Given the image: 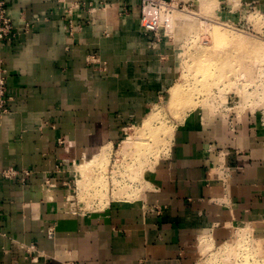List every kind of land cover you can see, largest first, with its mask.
Listing matches in <instances>:
<instances>
[{
  "label": "crops",
  "instance_id": "1",
  "mask_svg": "<svg viewBox=\"0 0 264 264\" xmlns=\"http://www.w3.org/2000/svg\"><path fill=\"white\" fill-rule=\"evenodd\" d=\"M6 1L19 34L2 47L10 99L9 111L0 116V264H198L204 237L223 246L235 242L239 229H251L264 243L260 113H244L232 131L220 114L194 110L175 129L169 153L147 173L150 186L141 199L113 200L83 216L68 212L67 188L45 190V176L59 160L71 175L78 161L92 157L106 140H117L124 117L149 112L152 98L172 79L170 69L156 76L151 66L169 64L175 41L192 28L180 18L175 39L155 51L141 26L139 0ZM72 2L85 8H76L74 17L83 25L69 35L62 9ZM90 5L97 6L94 12ZM215 5L223 19L242 20L244 27L250 10L264 12V0ZM24 18L35 21L28 33ZM94 54L100 63L90 62ZM155 79L161 81L157 89ZM108 113L118 114L111 115L113 135L100 121ZM219 149L229 153L232 166L226 183L208 176L222 163ZM9 166L34 173L25 183L7 179L1 171ZM67 178L58 173L53 180Z\"/></svg>",
  "mask_w": 264,
  "mask_h": 264
},
{
  "label": "rangeland",
  "instance_id": "2",
  "mask_svg": "<svg viewBox=\"0 0 264 264\" xmlns=\"http://www.w3.org/2000/svg\"><path fill=\"white\" fill-rule=\"evenodd\" d=\"M186 1L188 5V2L192 3V6H188L186 12L177 11L174 14L173 22L176 27L180 18L187 19L189 21L188 24L192 28L190 33L177 39L178 42L175 41L176 43L174 44H176V49L173 51L174 55L169 64H165V66L154 64L151 66L153 70L156 71V76L160 73L159 69L164 67L170 69L169 73L172 79L168 82L166 91L152 98L148 113L144 115L141 114L138 119L135 117L133 119H125L124 117L121 129L118 130L117 140L111 141V138L106 140L107 142L100 145L97 152L93 154L92 157L87 160L78 161L77 166L73 167L72 174L77 175V181L82 191L81 196L85 198L83 195H89L91 197L89 200H92V198H104L105 203L99 204L98 208H108L107 202L112 203L113 200L132 201L141 199L146 188L150 186L147 173L153 170V167H155V164L161 156H165L169 153L175 129L182 124L184 118L191 112H194V110L209 111L210 115H208L210 117L220 114L228 121V124L229 118H232L233 115H235L234 118L236 120H241L246 112H252L255 115L260 113V120L264 122V118L262 117V114L264 115V58H259L260 56L250 54L248 47L243 50H238L239 48L236 43H231V41L223 42L221 40L223 42L221 48L222 52L229 54H233L235 51L238 52L235 53L237 56L234 55L236 64L235 66L233 65L231 69L234 72L230 70V74L228 73L218 79L215 75H210L216 71V64L214 62L205 66V70H201L202 68L198 66L199 64L197 62L198 57L201 56L199 53L211 51L213 45L220 41L219 38L222 33L242 36L244 38L247 36L246 40L252 38V40L248 41L260 43L264 46V31L262 30L264 26V12L257 7L250 10L248 13L249 15H247L244 20H248L246 27H248L249 23L252 24V27L249 25L250 27L246 28L243 26L242 20L239 24L238 22L233 23L223 19L221 15L217 13L218 6L215 5L217 0L214 1L213 4V1L209 2L205 0ZM199 22L201 23L199 24ZM252 29L257 31H252ZM218 34L219 37L217 36ZM174 36L167 38V41L171 39V41H173L175 39ZM158 46L154 47L155 51L159 49ZM222 52L219 50L216 53L219 55ZM194 53H197V55L195 56ZM216 53L214 54L217 55ZM238 56L240 59H238ZM201 57H203L202 61L207 60L206 57ZM101 68L102 72H108L106 65H101ZM153 83L152 86L157 89L161 81L155 79ZM205 83L208 88L204 87ZM171 86L181 87L183 97L180 99L181 102L188 98L190 100L192 99L194 102L191 104L192 107L185 103L181 106L177 104L178 106L176 108L175 106L171 107L169 102L173 89ZM109 102L111 103L110 106L112 109H114L116 104L115 98H108V103ZM153 112L159 115V119L157 118L155 120L156 123L155 121L153 123L154 126L158 127L156 128L155 137L152 138L149 133H145L146 139H150L147 141L149 146H151V143L152 146L146 150L144 146L137 148L139 145L137 147H135L136 145H132L126 150L122 143L123 140L129 137L131 138L132 136L137 140L141 136L137 126L146 116ZM111 115L113 117L118 116L116 113H108L105 119L99 118L100 121H107V130L111 132L110 135H113L112 131L114 130H112L110 126L116 121L114 120L115 117L112 120ZM204 116L206 115L204 114ZM116 120L118 121L119 118L117 117ZM105 145L106 148L108 147L109 152L107 156L96 159L87 171H83L82 167H78V165L83 162L94 160L96 157L93 156L101 152V149ZM143 149L145 150L144 154L142 153ZM221 150L225 149H219V154ZM134 166H137V168L134 169L135 171H133ZM81 196L80 200L82 201L88 199H81ZM83 202L85 205V201ZM80 204L82 205L81 202ZM247 232H252V230H247ZM244 237L240 234L241 239ZM202 240V243L205 244V251L201 249V260L198 261V264H224L225 261V264L234 263L231 261L232 258L230 259V256L223 257L213 254L215 251L218 254L219 252L216 246L208 242V238L204 237ZM226 248L227 245L223 248L225 252ZM255 258H250L252 264H264V260Z\"/></svg>",
  "mask_w": 264,
  "mask_h": 264
},
{
  "label": "built area",
  "instance_id": "3",
  "mask_svg": "<svg viewBox=\"0 0 264 264\" xmlns=\"http://www.w3.org/2000/svg\"><path fill=\"white\" fill-rule=\"evenodd\" d=\"M56 1L62 2L63 0ZM139 2L141 8V26L144 30V34L146 36L150 35L152 37L150 45L153 48L166 41L167 38L174 36V14L177 11L186 12L188 6H192L191 4L188 5L185 0H139ZM83 5L84 4L81 2H72L63 5V24L69 35L74 34L77 30L82 28L83 21L77 20L74 17V13L78 7L85 8ZM96 8L97 6L94 5L87 7L90 12H94ZM37 20H39V18H37ZM34 23V20L24 18L23 31L28 33L34 26ZM18 31L19 30L15 26L14 20L10 15L7 1L0 0V116L9 111L8 101L10 99L7 94V76L4 67V59L2 56V47L5 43H12L15 41L19 34ZM89 60L92 63H100L98 56L95 54L92 55L91 59ZM101 64L103 65V62H101ZM234 116L235 115H233L232 118H229V126L232 131H237V124H239V120H236ZM228 154L229 153L227 151L221 150L220 156L222 163L212 167L208 171V176L215 177L226 183L229 175L232 174V166L226 162V156H228ZM33 173L34 171L32 169L9 166L1 171V176L7 179H18L19 181L25 183ZM58 173L67 174L68 178L63 182H55L53 178ZM42 187L47 191L59 187H66L68 192L65 200V207L67 208L68 212L73 214L83 216L91 212L102 211L106 209L105 207V209L98 208L99 204L105 203L104 198H92V200H89V198H91L89 195H83L85 198L81 196L82 191L77 181V175L72 173L69 175V170L66 168L65 162L63 160H59L55 164L52 174L45 176ZM80 196L81 199L88 198L83 200L85 201V205L83 204L84 202L80 200ZM80 202L83 206L80 204ZM107 203L109 206L111 202ZM236 236L237 237L234 243L226 244V252L223 250L224 246L226 245H221L216 246L219 254L216 251L213 254L223 257L230 256V259L232 258L231 261L234 262L233 264H238L239 262H241L239 264H252L250 258L255 257L257 259L264 260V243L257 239L253 232H247L245 237L241 239L240 231H237Z\"/></svg>",
  "mask_w": 264,
  "mask_h": 264
},
{
  "label": "bare ground",
  "instance_id": "4",
  "mask_svg": "<svg viewBox=\"0 0 264 264\" xmlns=\"http://www.w3.org/2000/svg\"><path fill=\"white\" fill-rule=\"evenodd\" d=\"M205 1H209V2H212V4L214 3V1L216 0H205ZM216 3V2H215ZM202 21V20H201ZM201 22H199L200 24ZM201 26V25H200ZM222 33V32H221ZM226 33V32H225ZM238 33V32H237ZM236 33V34H237ZM234 34V33H233ZM240 34V33H239ZM244 34V33H243ZM219 37V34L217 35ZM247 39V36L244 38L242 36H234V35H230V34H224L222 33L220 35V38H219V42H216L215 45H213V48L212 50L209 52H206V53H199L201 56H204L207 58L206 61H202L203 57L199 56L198 59H197V62H198V66H200L202 69L201 70H205V66L207 65H210L212 64L213 62L216 64V71L212 74H210L211 76H216L218 79L219 78H222L224 75H227L229 73V71L232 69L233 65L235 66V53L237 51H235L233 54L232 53H224L221 51V48H222V43L223 42H229L231 41L234 42V44L236 43L237 46H238V50H243L245 49L246 47H248V51L250 54H253V55H257V56H260L259 58H264V46L261 45L260 43H256V42H252V41H248V40H252V38H249L248 40ZM223 42H222V41ZM226 40V41H225ZM231 46V45H230ZM220 50V53L219 55L216 53ZM194 52V51H193ZM192 53V52H191ZM214 53H216L217 55H215ZM238 53V52H237ZM211 54V56H210ZM194 55L196 56L197 53ZM208 55V56H206ZM235 55V56H234ZM217 56V58H216ZM237 59V57H236ZM238 59L239 56H238ZM238 65V64H237ZM235 69V68H234ZM199 70V69H198ZM242 70V69H241ZM233 71V70H231ZM234 72V71H233ZM201 73V72H200ZM203 74V72H202ZM230 74V73H229ZM202 76V75H200ZM179 86V85H178ZM181 86V85H180ZM173 87V86H171ZM205 88H208L206 86V83L204 85ZM182 97V88L181 87H177V86H174L173 89H172V92H171V98H170V106H175V108L179 105H183L184 103L186 105H190L192 103H194L192 101V99L190 100L189 98L188 99H185L181 102L180 99ZM180 101V102H179ZM205 101V100H203ZM198 103V102H197ZM178 104V105H177ZM197 106V105H195ZM192 107V106H191ZM159 115H157L155 112L151 113L150 115L146 116L142 122L137 126L138 128V132H140L141 136L136 140L134 139V137L132 136L131 138H127L125 140H123V144H124V147L125 149L127 150V148L129 146H132V145H136L135 147H138L137 148H140L141 146H144V149L147 150V148H150L152 146V143H151V146H149L148 142L149 141L148 139H146V136H145V133H149L150 136H152V138L155 137V134H156V126L153 125L154 121L158 118ZM159 119V118H158ZM156 123V121H155ZM159 126V125H158ZM164 126V125H163ZM160 127V126H159ZM153 130V131H152ZM173 134V133H172ZM134 139V140H133ZM156 139V138H155ZM137 141V142H136ZM171 142V141H170ZM124 149V148H123ZM124 149V150H125ZM142 150V153L144 154L145 150ZM110 151V149H109ZM124 152V151H123ZM109 154L108 152V147L106 148V145L101 149V152H99L97 155H95L94 157H96L94 160H90V161H87V162H83L82 164H79L78 167H82V170L83 171H87L88 168H90L92 165H93V162L96 160V159H99L100 157L102 156H107ZM135 167V168H134ZM133 167V171H135L134 169L137 168V166H134ZM246 230H243L241 233L242 237L245 236V232ZM247 233V232H246Z\"/></svg>",
  "mask_w": 264,
  "mask_h": 264
}]
</instances>
